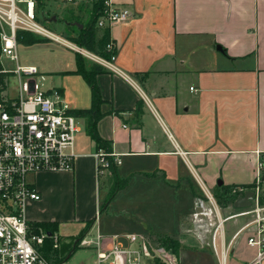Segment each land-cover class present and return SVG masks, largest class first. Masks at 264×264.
<instances>
[{
    "label": "crops",
    "instance_id": "obj_1",
    "mask_svg": "<svg viewBox=\"0 0 264 264\" xmlns=\"http://www.w3.org/2000/svg\"><path fill=\"white\" fill-rule=\"evenodd\" d=\"M96 1L39 0V7L77 5L78 10H72L81 16L84 3L93 7ZM112 3L132 17L109 30L117 47L118 71L105 69L96 75L104 101L97 130L120 158L115 167L127 185L106 204L111 172L99 176L100 149L87 134L85 118L74 114L92 107L91 87L76 73L77 53L52 45L73 57L69 67L50 73L57 78L46 90H59L78 118L77 157L72 171L32 178L41 200L26 206V219L31 227L54 224L55 232L49 233L59 235V249L66 258L75 246L62 264H84L78 255L82 250L93 251L97 264L99 253L114 242L129 247L130 235L168 237L180 246H208L218 264H227L229 254L236 260L232 264H250L258 253L248 244L256 225L253 216L238 214L254 207V193L250 207L222 208L223 217L229 218L223 241L216 242V247L227 249L223 261L209 239L189 237L184 228L203 187L224 199L229 196L226 189H247L240 199L253 192L262 166L264 180V0ZM64 19L68 27V17ZM98 29L101 36L105 29ZM86 63L89 68L99 65L93 60ZM118 199L123 204L112 210ZM180 201L185 203L181 209ZM156 203H168L174 213L160 215L157 221ZM205 249L181 250L180 264L183 252L198 264L209 256Z\"/></svg>",
    "mask_w": 264,
    "mask_h": 264
},
{
    "label": "built area",
    "instance_id": "obj_2",
    "mask_svg": "<svg viewBox=\"0 0 264 264\" xmlns=\"http://www.w3.org/2000/svg\"><path fill=\"white\" fill-rule=\"evenodd\" d=\"M105 7L97 28L110 30L132 17L128 10L114 9L112 0H105ZM39 8V0H0V264H51L42 254L43 246L46 239L51 238L57 250L59 235L42 229L36 233L25 217V208L30 202L41 200L32 184L34 176L74 169L80 131L78 118L64 103L61 92L57 89L40 91L36 82L39 69L19 64L18 32L63 44L105 69L118 71L115 67L117 47L111 39L107 45L111 58L97 56L44 27L39 21ZM4 59L16 62V70L5 69ZM10 75L19 79L16 97L6 95ZM96 158L100 177L110 175L111 164H121L117 155L103 149L96 153ZM262 169L263 166L252 190L254 207L238 214L253 216L252 222L256 225L248 244L257 248L258 253L250 264H261L264 260V207L260 204L264 194ZM202 189L203 195L195 199L194 212L184 229L187 235L201 242L209 239L218 254L216 242L223 241L229 218L223 217V209L215 195L207 188ZM246 192L248 190L242 187L232 188L233 203ZM128 240L130 246L127 248L114 242L109 249L100 252L97 264H180L169 247L152 237L130 235ZM226 250L225 246H220L222 261Z\"/></svg>",
    "mask_w": 264,
    "mask_h": 264
},
{
    "label": "rangeland",
    "instance_id": "obj_3",
    "mask_svg": "<svg viewBox=\"0 0 264 264\" xmlns=\"http://www.w3.org/2000/svg\"><path fill=\"white\" fill-rule=\"evenodd\" d=\"M68 3H73V2H68ZM91 4H92L91 2H86L83 5L84 8L82 7L83 8V12H81L82 20L80 22L83 24H85L89 20V14L91 12V7H92ZM76 7L78 8L77 5H75L74 7L73 6L64 7L63 5L51 4V5H48L46 8H39L38 9L39 21L44 27H46L48 30L54 32L56 35L60 36L63 39H69V33L72 31V29L68 28L65 25V19L64 18L68 17V19H71L70 18V11L72 9L75 10ZM67 8H70V9H67ZM77 10L78 9H76V11ZM76 14L80 15V13H76ZM66 15H68V16H66ZM55 16L58 19L57 22L53 21L54 19H56ZM74 24L75 23H71V25H74ZM68 25H69V23H68ZM29 36L32 37L33 41H35V45L26 46V45L19 44V46H18V58H19L18 62L20 65H36V66H38V68L40 70V74L36 77V82L39 86L40 91H43V90L49 89L48 87H50V84L52 82H54V83L56 82V78H57L56 75L50 74L52 71H54V69L59 70V69H63L65 66L69 67L68 65L72 64V62H73V57L69 54V52L64 51L65 53H60L59 48H64L66 50L70 49L72 51H73V49H71V48H69L63 44H59V43H56V42H53L50 40L48 42H42V41L37 40L36 38H34L31 35H29ZM47 44H51V45H47ZM52 45H54V46L56 45L59 48L54 50L53 48H55V47H52ZM73 48H75V47H73ZM88 60H90V59L85 58L84 63H83V65L86 69L89 68V66L86 63ZM3 67L7 70L14 71L17 68V63L13 62L9 59H4L3 60ZM23 80H25V78ZM18 87H19L18 76L14 77V76L10 75V79H8V84H6V88H5V89H7L6 90L7 97H9V96L16 97L18 95V93H17ZM106 189H108V188L106 187ZM231 194H232V190H229V196H227V197H229V200H227L226 207H228L229 205H230V207L234 206L233 200L235 199V196L231 195ZM119 200L120 199H118L116 201L115 205L112 204V206H111L112 210L119 207V205L123 204L124 201L122 200V202H121ZM176 200H178L177 197H176ZM180 202H178V203H180ZM184 204H185L184 202H181L180 209L182 207H184ZM220 206L222 208H224L222 204H220ZM184 209H186V208H184ZM168 213H174V211L169 207L168 203H163V204L162 203H158V204L156 203V220L157 221H161L159 219L160 215H163V214L165 215ZM172 224H174V223L172 222ZM175 227H176V225H175ZM176 230H177V227H176L174 232H176ZM156 232L161 233V232H159V230H156ZM165 239H166V237L156 236L155 240H156V242L163 243V241ZM217 247L220 250L219 244ZM204 248H206L205 251L208 252V255L213 256V257H209V256L205 255L201 258V261L198 262V264H209L210 262H212V264L213 263L218 264L216 256L214 255L213 251L210 248H208V246H205V247L203 246V248H200V246H179V253L183 249L189 250V249H204ZM185 254L186 253L183 252L181 263L182 264H193V261L195 262V259H192V257H190V256L185 257ZM78 255H80L82 257V261L84 262V264H95L96 256H95V253L93 251L82 250L78 253ZM184 257H185V259H184ZM65 258H66V256L62 253L61 249L58 248L56 255L54 256V259H51L50 263L51 264H60L65 260ZM177 258H178V255H177ZM233 259H234V257L229 254L227 264H232V261H236ZM69 264H71V263H69Z\"/></svg>",
    "mask_w": 264,
    "mask_h": 264
},
{
    "label": "trees",
    "instance_id": "obj_4",
    "mask_svg": "<svg viewBox=\"0 0 264 264\" xmlns=\"http://www.w3.org/2000/svg\"><path fill=\"white\" fill-rule=\"evenodd\" d=\"M105 0H97L94 2L92 10L89 14V20L85 24L81 23L82 20L79 14H75L73 10L70 11V18L68 28L72 29L69 33V41L75 44L80 48H84L85 50L103 57L105 59L111 58V53L107 51V45L110 41V33L108 29L103 30L102 35L99 36V29L97 28V22L99 18L103 15L105 11ZM79 11L83 12V8H80ZM71 23H75L71 25ZM82 25V28L80 27ZM33 36L39 41L48 42V39H44L41 37H37L33 34L27 32H18V43L26 46L35 45V41H33ZM84 57L77 53L78 60V69L76 73L82 75L84 79L87 81L92 90V107L88 110H79L75 111L74 114L78 116L84 117L86 120V131L88 136L96 143L98 149H103L107 153H111V144L107 141L103 140L97 130L98 122L103 118L104 114L101 112V105L103 104V99L100 94V90L96 84V75L105 73V68L100 65H93L89 69H86L83 65ZM111 176L109 178L110 184V194L106 204L110 203L116 194L122 190L127 185L126 180H122L117 172V169L113 164H111L110 168ZM229 191V189H226ZM217 199L223 207H226L227 200L224 199L221 195H217ZM226 202V203H225ZM260 203L264 204V195L260 198ZM33 230L38 233L39 230L47 231L48 233H54L56 227L52 223H42L33 225ZM163 244L169 247L174 254L179 255V246L180 244L171 239L166 238L163 241ZM57 250H54L53 241L51 238H47L45 241V245L43 246L42 254L47 260L53 259L52 256L56 255Z\"/></svg>",
    "mask_w": 264,
    "mask_h": 264
},
{
    "label": "water",
    "instance_id": "obj_5",
    "mask_svg": "<svg viewBox=\"0 0 264 264\" xmlns=\"http://www.w3.org/2000/svg\"><path fill=\"white\" fill-rule=\"evenodd\" d=\"M252 197H253V192H249V193L246 194V196L244 198H240V199L236 200L235 203H234V206L236 208H247V207H250L251 206L250 199ZM74 251H75V246H74V249L67 256V258L64 260V262H66V261H68L70 259V257L72 256Z\"/></svg>",
    "mask_w": 264,
    "mask_h": 264
}]
</instances>
